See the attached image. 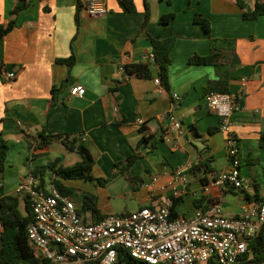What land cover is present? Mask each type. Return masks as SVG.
<instances>
[{
    "label": "crops",
    "instance_id": "1",
    "mask_svg": "<svg viewBox=\"0 0 264 264\" xmlns=\"http://www.w3.org/2000/svg\"><path fill=\"white\" fill-rule=\"evenodd\" d=\"M18 1L0 0V24L7 25L12 19ZM148 1L149 35L177 39L168 67V88L162 82L155 84L159 67L154 63L149 65V78L127 76L118 70L124 54L130 55L127 64L131 65L147 63V55L152 53L151 41L142 29L144 0H133L135 13L124 12L117 0H106L108 14L100 17L82 7L78 33L75 15L79 0H31L19 13L17 27L0 38V135L10 147L0 177V197L17 194L22 178L36 167L54 161L66 167L58 157L41 161L56 142L45 154L33 157V138L44 130L81 136L93 156L91 175L96 180H84L77 188L79 194L70 195L77 199L74 201L86 222L154 207L172 197L174 172L179 167L185 168L189 186L177 198L181 200L177 216L192 217L197 209L216 201L227 214L238 215L249 202L264 200V146L260 143L264 133V16L246 20L239 6L241 1L246 9H254L257 0ZM171 13L175 18L162 24L161 17ZM196 14L210 21L209 33L194 22ZM212 39L220 40V61L190 64L194 55L211 54ZM72 51L76 58L73 66L56 62L69 58ZM7 73L16 77L8 79ZM63 83L66 87L54 98L52 89ZM78 84L86 89L82 98L70 93ZM210 92L231 93L243 104L234 115L233 131L239 140L245 188L222 191L211 186L204 192L205 182L211 183L231 168L226 136L219 130L220 118L204 102ZM175 93L181 95L180 100L173 98ZM166 113L173 114L186 129L183 135L172 134L171 141L170 120L160 121ZM138 118L146 122L144 131ZM144 138L148 141L143 142ZM133 153L140 156L130 168L131 175L140 179L135 184L117 167ZM196 165L202 166L195 174L191 167ZM55 177L47 174L46 191ZM56 178L66 188L75 189L71 180ZM97 179L108 182L101 185ZM80 194L95 199V212L87 204L83 208ZM127 198L136 201L137 209L125 205L116 210L115 200Z\"/></svg>",
    "mask_w": 264,
    "mask_h": 264
},
{
    "label": "built area",
    "instance_id": "2",
    "mask_svg": "<svg viewBox=\"0 0 264 264\" xmlns=\"http://www.w3.org/2000/svg\"><path fill=\"white\" fill-rule=\"evenodd\" d=\"M85 10L96 17L108 14L106 0H79ZM130 55L124 54L118 61L120 73L126 72ZM147 62L155 63L154 53L147 55ZM14 79L15 73H7ZM161 84V77L154 79ZM83 85H75L70 93L84 97ZM173 98L181 99L175 93ZM205 104L220 118L219 130L225 136L226 153L231 168L219 173L204 185V192L215 186L222 191L231 187L245 188L246 181L240 175L239 140L233 131L234 115L242 109L235 95L210 92ZM170 120L172 134L183 135L185 126L171 113L160 116V121ZM137 119V124L145 126ZM33 149L36 142L32 141ZM56 176V175H55ZM172 197L154 207H142L137 211L110 214L96 222H86L70 197L60 193L51 184L50 194L41 187L32 173L22 178L17 194L28 198L34 220L27 230L28 242L36 258L47 264H118L119 249H124L135 259L149 264H255L249 252V243L264 225V200L249 202L238 215L224 211L221 202H209L199 208L192 217H171L173 200L187 192L189 178L184 167L174 172ZM2 227L0 225V231Z\"/></svg>",
    "mask_w": 264,
    "mask_h": 264
},
{
    "label": "trees",
    "instance_id": "3",
    "mask_svg": "<svg viewBox=\"0 0 264 264\" xmlns=\"http://www.w3.org/2000/svg\"><path fill=\"white\" fill-rule=\"evenodd\" d=\"M121 9L126 13H135L136 6L133 0H117ZM169 3H171L169 1ZM31 0H19L12 10V19L7 25L0 24V38L6 36L17 27V17L19 13L29 7ZM145 5V20L142 26L143 32L149 38L152 44V53L155 55V65L159 67V76L163 86L168 88V67L172 63L171 51L176 44V37H169L164 39H157L149 35L147 32V26L151 18V6L148 0H144ZM239 6L243 9V18L246 20H256L261 16H264V0H257L254 9H246V5L239 1ZM82 3H78L77 11L75 15V22L77 26V33L80 30V10L82 9ZM175 18V14L163 15L160 19L162 24H167ZM194 22L201 25L205 32L211 31V23L208 19L202 17L200 14H196ZM220 42L218 39H212L213 50L211 54L205 57L194 55L190 58V64L196 65H213L217 64L221 59V53L217 51V45ZM76 61L75 55L72 54L67 59H56L59 64H66L73 66ZM150 63H133L126 66V72L129 76H135L137 78H149L151 76ZM66 87V83H63L59 87H54L52 93L54 98L58 91L63 90ZM239 105H243L242 103ZM142 126V131H144ZM36 142V147L33 149V157L41 156L45 154L46 148L56 142L64 146L68 151L77 152L81 155L82 160L73 166L63 167L57 166V161L50 162L46 165L36 167L31 172L39 179L41 187L44 188L47 174H54L56 177H60L64 180L70 179H84L87 181H94L91 175V170L95 161L89 149L81 142V136L76 137L70 134H51L46 131H40L36 137L33 138ZM148 139L144 138L143 142H147ZM260 143L264 146V133L260 137ZM9 142L0 135V177L5 172L6 161L9 152ZM32 149V144H31ZM139 154L133 153L126 160L117 164L119 173H122L133 184L140 181L139 178L133 177L130 173V168L139 159ZM202 165H196L191 167L192 173H199ZM208 168H206V171ZM55 177L52 183L56 189L65 196H70L74 193V189L66 188ZM215 178V177H214ZM203 180V179H202ZM205 180V179H204ZM97 181L104 185L108 182V179H97ZM208 183V182H207ZM204 183L205 185L207 184ZM47 194L50 192L46 191ZM83 208L89 205L93 212L96 211L95 199L90 195L85 194L82 196ZM180 199H174L171 207V217L176 218V207L180 203ZM24 204L23 212L20 208L21 204ZM80 213V212H79ZM34 220V215L30 206L28 198L15 195H6L0 197V225L2 230L0 231V264H47L41 263L35 256L33 249L28 242L27 230L30 223ZM252 256L251 261L255 264H264V225L261 227L258 235L252 239L249 243V252L245 255V258ZM118 264H149L147 262L135 259L128 251L119 249Z\"/></svg>",
    "mask_w": 264,
    "mask_h": 264
},
{
    "label": "rangeland",
    "instance_id": "4",
    "mask_svg": "<svg viewBox=\"0 0 264 264\" xmlns=\"http://www.w3.org/2000/svg\"><path fill=\"white\" fill-rule=\"evenodd\" d=\"M57 157L61 158L63 164L66 167L73 166L74 164H76L82 160V157L79 153L68 151L65 148H62L60 146V144L54 143L49 155L42 157L41 161L46 163L49 159H54ZM70 180H71V183H73L72 185L75 187V189H74L75 196H77V194H79V190L77 188H78V186H81L80 184H83L84 179L77 178V179H70ZM75 196L72 199L77 201ZM115 201H118L114 204L116 210H118V211L122 210L125 205H127L128 209H130V210H136L137 209V204H136L135 200H130L127 198V199H125V201L124 200L123 201L122 200L121 201L115 200ZM20 208L23 212H25L24 204H21Z\"/></svg>",
    "mask_w": 264,
    "mask_h": 264
}]
</instances>
